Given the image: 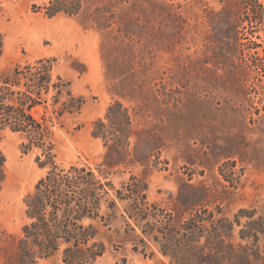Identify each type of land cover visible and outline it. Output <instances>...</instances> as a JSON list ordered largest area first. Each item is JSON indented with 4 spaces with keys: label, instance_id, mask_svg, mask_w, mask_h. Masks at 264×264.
Here are the masks:
<instances>
[{
    "label": "rangeland",
    "instance_id": "374dc122",
    "mask_svg": "<svg viewBox=\"0 0 264 264\" xmlns=\"http://www.w3.org/2000/svg\"><path fill=\"white\" fill-rule=\"evenodd\" d=\"M80 1L76 14L59 12L51 17L45 14L48 0L0 2L4 35L0 68L54 58V73L69 80L72 91L85 99L81 111L55 129L57 159L64 165L103 168L106 149L91 135L92 124L120 98L145 115L137 127L140 147L154 149L150 158L154 167L104 169L116 187L131 173L144 175L149 199L159 201L175 193L183 180L201 181L225 196L230 215L244 209L264 217V74L252 73L242 85L238 82L242 74L234 65L237 56L216 47L213 52V45L205 47L206 5L174 8L196 36L190 39L176 36L171 21L160 16L157 0ZM209 6L219 8L213 1ZM261 36L264 40V32ZM108 69L122 74L107 79ZM130 76L134 83L129 86L124 78ZM114 83L122 91L134 87L132 95L139 105L116 95ZM20 142L18 133L4 131L1 146L8 175L0 194V264L25 221L22 198L45 173L35 162L34 151H20ZM226 159L241 171L240 185L229 195L222 192L226 183L219 172ZM108 234L114 238L105 231ZM259 244L264 247V235ZM160 258L164 260L144 257L122 243L116 249L110 246L97 264H161Z\"/></svg>",
    "mask_w": 264,
    "mask_h": 264
},
{
    "label": "trees",
    "instance_id": "16d2710c",
    "mask_svg": "<svg viewBox=\"0 0 264 264\" xmlns=\"http://www.w3.org/2000/svg\"><path fill=\"white\" fill-rule=\"evenodd\" d=\"M210 1L219 8L209 6ZM48 2L44 8L49 17L59 12L76 14L81 6L80 0ZM198 3L207 7L205 47L213 45V52L216 47L237 56L234 65L242 74L238 78L242 85L252 73L263 75V1L157 0L156 7L161 17L171 21L177 37L195 39L174 8ZM3 52L0 30V60ZM222 62L227 64L226 59ZM117 72L106 70V78L116 80ZM124 79L129 86L134 83L131 76ZM117 83L116 95L139 105L132 95L134 87L122 91ZM84 102L83 96L72 91L69 80L54 73V58L0 68V194L8 175L1 146L4 131L18 133L20 151H34L35 162L45 168L22 198L25 221L2 264H97L110 246L116 249L122 243L144 257H163L158 260L161 264H264V247L259 244L264 217L244 209L230 215L224 207L225 196L209 185L183 180L175 193L157 201L149 199L144 175L131 173L118 187L108 179L106 168L140 165L147 171L154 167L150 164L154 149L140 147L137 127L145 115L120 98L110 102L92 124L91 135L100 138L106 149L104 167L61 163L56 156L55 129L63 128ZM219 172L226 183L222 192L229 195L240 185L241 171L226 159Z\"/></svg>",
    "mask_w": 264,
    "mask_h": 264
}]
</instances>
